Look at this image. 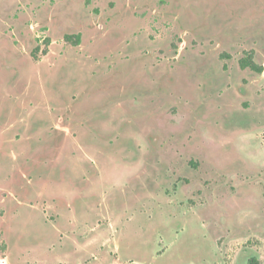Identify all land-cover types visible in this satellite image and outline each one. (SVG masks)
<instances>
[{"label": "rangeland", "instance_id": "374dc122", "mask_svg": "<svg viewBox=\"0 0 264 264\" xmlns=\"http://www.w3.org/2000/svg\"><path fill=\"white\" fill-rule=\"evenodd\" d=\"M0 264H264V0H0Z\"/></svg>", "mask_w": 264, "mask_h": 264}, {"label": "trees", "instance_id": "16d2710c", "mask_svg": "<svg viewBox=\"0 0 264 264\" xmlns=\"http://www.w3.org/2000/svg\"><path fill=\"white\" fill-rule=\"evenodd\" d=\"M64 40L69 45L78 46L80 44V34L65 35ZM240 67L242 69L248 68L255 73L263 72V66L257 65L251 58H243L240 60Z\"/></svg>", "mask_w": 264, "mask_h": 264}, {"label": "flooded vegetation", "instance_id": "af4514ba", "mask_svg": "<svg viewBox=\"0 0 264 264\" xmlns=\"http://www.w3.org/2000/svg\"><path fill=\"white\" fill-rule=\"evenodd\" d=\"M246 58H251L252 59V57L249 55V56H247ZM242 60V59H241ZM253 60V59H252ZM239 66H240V61H239ZM241 68V67H240Z\"/></svg>", "mask_w": 264, "mask_h": 264}]
</instances>
